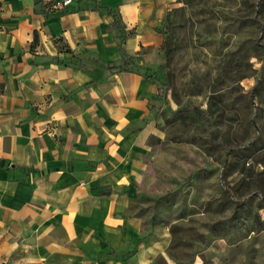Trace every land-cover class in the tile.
<instances>
[{
	"label": "crops",
	"instance_id": "crops-1",
	"mask_svg": "<svg viewBox=\"0 0 264 264\" xmlns=\"http://www.w3.org/2000/svg\"><path fill=\"white\" fill-rule=\"evenodd\" d=\"M58 1L0 0V264H152L125 190L178 0Z\"/></svg>",
	"mask_w": 264,
	"mask_h": 264
},
{
	"label": "rangeland",
	"instance_id": "rangeland-1",
	"mask_svg": "<svg viewBox=\"0 0 264 264\" xmlns=\"http://www.w3.org/2000/svg\"><path fill=\"white\" fill-rule=\"evenodd\" d=\"M263 6L178 0L161 28L171 54L151 75L154 126L125 190L164 245L152 264H264Z\"/></svg>",
	"mask_w": 264,
	"mask_h": 264
},
{
	"label": "trees",
	"instance_id": "trees-1",
	"mask_svg": "<svg viewBox=\"0 0 264 264\" xmlns=\"http://www.w3.org/2000/svg\"><path fill=\"white\" fill-rule=\"evenodd\" d=\"M261 5H263V4H261ZM264 7V6H263ZM264 9V8H263ZM60 10H62V11H67V9L66 8H63V9H60ZM172 9H170L168 12H167V15H166V18H165V21H164V23H163V25L165 24V22H166V20H167V16H168V13L171 11ZM263 19H264V11H263ZM258 23V26H259V28H260V31H261V33H262V36H261V41H264V23L262 24V22L261 23H259V22H257ZM114 25L116 26L117 25V27H119L118 26V22H117V20L115 19L114 20ZM163 27V26H162ZM161 27V28H162ZM160 31V34L162 35V33H161V29L159 30ZM162 37H163V35H162ZM38 43V37H37V35L35 34L34 35V38H33V45H36ZM263 47H264V44H261ZM162 53H164V54H162ZM170 54H171V51H170V49H169V46H168V44L166 43V41H164V37H163V44H162V46H161V56L162 55H164V58L166 59L167 57H170ZM132 58H129V59H127V60H125V62L123 63V64H121V65H119V66H108V68H110V69H115V70H117V71H119V72H121V71H124V72H127V71H129V70H131L132 68H133V62H132ZM161 66H159V68H160ZM262 68H264V57H263V59H262ZM148 69H146V70H144V76H145V78L146 79H149V80H151L152 79V74L151 75H148ZM253 90H256V88H254ZM248 98H249V102H250V104H252L253 105V101H254V95H249L248 96ZM252 123H254V122H252ZM253 127H254V129H255V133H256V135H258V134H260V131L257 129V128H255V126L254 125H252ZM244 146H246V144H244ZM243 146V147H244Z\"/></svg>",
	"mask_w": 264,
	"mask_h": 264
},
{
	"label": "built area",
	"instance_id": "built-area-1",
	"mask_svg": "<svg viewBox=\"0 0 264 264\" xmlns=\"http://www.w3.org/2000/svg\"><path fill=\"white\" fill-rule=\"evenodd\" d=\"M70 4H71V0H62V1H58V2L54 3L52 5V8H54V9H57V8L63 9V8H67ZM38 264H40V263H38Z\"/></svg>",
	"mask_w": 264,
	"mask_h": 264
}]
</instances>
